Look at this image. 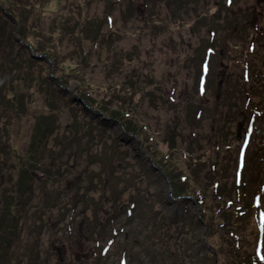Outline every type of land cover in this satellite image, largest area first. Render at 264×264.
Masks as SVG:
<instances>
[{
    "label": "rangeland",
    "instance_id": "374dc122",
    "mask_svg": "<svg viewBox=\"0 0 264 264\" xmlns=\"http://www.w3.org/2000/svg\"><path fill=\"white\" fill-rule=\"evenodd\" d=\"M177 1L152 8L144 0H0L22 21L28 37L21 38L49 56L34 57L17 41L0 8L9 22L0 38V211L16 208L22 233L7 264H119L124 258L126 264H245L239 239L230 234L239 228L251 258L257 236L264 247V221L255 227L264 205V192H257L264 175V107L251 128L246 168L237 169L249 184L243 195L234 192L237 202L226 205L225 217L210 198L208 168L216 159L224 182L234 178L250 113L241 78L247 56L255 59L252 69L259 66L252 73L264 77V36L256 56L247 50L254 24L264 31V0H234L232 8L223 0H180L186 1L181 9ZM160 16L163 25L155 21ZM210 27L217 30L218 52L210 60L205 101L191 91ZM250 86L262 92L253 81ZM172 87L174 104L166 100ZM118 95L134 103L130 117L115 114L122 110ZM201 102L194 152L200 156L193 155L200 163L189 165L179 150L173 157L205 188V204L183 184L189 198L175 197L176 166L158 162L170 150L163 136L174 132L178 146L189 143V122ZM125 124L139 131L147 124L157 137L149 145L138 142ZM222 137L229 148L216 155L213 142ZM238 205L249 215L238 219ZM121 224L108 255H100L94 240L105 241Z\"/></svg>",
    "mask_w": 264,
    "mask_h": 264
},
{
    "label": "trees",
    "instance_id": "16d2710c",
    "mask_svg": "<svg viewBox=\"0 0 264 264\" xmlns=\"http://www.w3.org/2000/svg\"><path fill=\"white\" fill-rule=\"evenodd\" d=\"M153 1H155V3H153ZM153 1L152 0H144L145 7H147L149 5L152 6L154 4V6L152 8H156L158 3H162L164 1H165V5L167 7L171 6L172 4H174V5L176 4L174 2V0H153ZM177 3H179V5H178L179 9H181L184 5H186V1L178 0ZM223 4L227 8H232L234 6V0H231V2H229V0H223ZM24 7L25 6H23V8ZM259 11L264 13V5H262L259 8ZM0 12H1V9H0ZM171 12H172L173 16H175L177 14V11L174 9H171ZM151 13H152V15L155 13L158 14V11L156 9H151ZM151 13L149 12V14H151ZM160 14H161V12H160ZM150 18L153 21L154 17L150 16ZM18 21H19V26H20L19 32L21 33V37H25L27 39V37H28L27 34L23 33V30L25 27L22 24V21L20 19ZM86 21H91V19H87ZM106 21L110 26H113V24L115 22L114 15L111 13H108L106 15ZM155 21L159 22L161 25L164 24L163 16H160L159 20L155 19ZM212 24L213 23L211 20L209 25H212ZM255 24H257V23H255ZM8 25H9L8 20L4 17V15L2 13H0V38H1L2 32H4L8 28ZM254 30H255V32L256 31L257 32L254 34L255 38H253V35H251L252 36L251 45L253 48L252 53H255L253 56H256L257 55V50H256L257 41L259 39H261L262 36H264V31L260 27L254 28ZM216 34H217L216 29L214 27L213 28L210 27L209 31L207 32V39H206V42L203 46L201 60H200V64H199V67H200L199 73L200 74H202V62L204 60H208L210 62L213 54L218 52V48H216L217 47V40H218ZM226 39H228V42L225 45H226V47H228V45L231 43H230L228 37H226ZM97 44L98 43H96L94 45V47L98 46ZM262 46L264 49V42H263ZM247 50H248V52L251 53L250 48H247ZM247 57H249V61H250V62H248L249 64H255V59L252 57V55H249ZM239 63H240V61H239ZM142 64L145 67V65L147 64V59H145ZM258 67L259 66H256L255 68L251 69L249 74L247 72L244 73L243 71H241V78L244 82V88L242 89V93H243V99L252 101L255 106L260 104V105H262V107H264V77L263 76H257V74H256L257 72L255 73L256 75L252 73L254 71V69H257ZM110 68H112V65H110ZM260 69H261V72L264 73L263 69L262 68H260ZM242 70H245V68H242ZM258 75H260V73ZM80 78L83 81V75H81ZM198 78H199V76H197L195 86H193V90L191 91V95L196 96L197 100H205L207 92H208V90H207L208 89L207 88L208 83L206 82L205 87H203L202 90H200L199 86H198V81H199ZM153 79H154L153 77H150V81H153ZM252 81L254 82V84H257L258 88L261 89L262 92H260V94H257V92L251 86H250L251 88L248 87ZM245 86H247V87H245ZM137 90L138 89H135L133 93H137ZM174 90H175V87H172L171 89L168 88V90H167V99L166 100L170 104H174L177 101ZM257 95H258V98H256ZM252 98H254V99H252ZM117 101L119 104H121L122 110L116 111L115 114L117 112H119L123 115V112H124V115L126 117H130V115L133 114L132 112L134 111L133 110V107L135 106L134 103L133 102L130 103V101L122 98L120 95L117 96ZM155 104H156L155 106L157 107L158 104L157 103H155ZM205 105H206L205 103L201 102L196 106V108L193 111V115H192L190 122H189L192 134L189 132L190 133V140L186 146H184V147L178 146V143H177L178 140H177L176 134L174 132H172L171 135L168 134L166 136H163L165 142H167L168 145L170 146V150L167 153L163 152L164 153L163 156L159 155V161H158L159 163H162V161H163V163L166 164V161L169 160V162L171 164L176 166V173L175 174H177L176 180H178V181H176V183H174V181H173V190L172 191L174 194H182L181 192L183 191L184 186H182L181 184L187 185L188 187H190L192 189L194 188L195 196L201 201L202 204L206 203L207 194H206L205 188L203 186H201L200 184H196L195 182L190 181L192 174L185 173L183 171V168H181L177 164L173 155L179 150L180 152L184 153L186 155V157L190 158L189 165L192 164V160L194 162H197V164L200 163V162H198V157H197V156H200V154L199 153L196 154L194 152L197 149L195 147V144L199 143V135H200L199 130H200V122H201L200 120L202 119L203 111L205 110ZM127 106H128V109H126ZM125 126L128 127V128L126 127L127 129H130L131 131L138 133L142 143H145L146 145L152 144L153 138L157 137L155 132L148 129L149 127L147 124H145L143 127L141 126L142 127L141 131H139L134 125L125 124ZM175 128H176V126H175ZM175 128H174V130H175ZM170 129H171V126H168V130L167 131L164 130V133L167 134L170 131ZM225 147L226 146H225L224 137H222V139L219 138V139L214 140L213 151L216 155H218L223 149H226ZM155 151H157V148L155 149ZM193 155H197L196 156L197 159ZM217 164H218V161L216 159L215 160L212 159L210 166L208 167L209 172L211 173V176H213L211 181H210V186H209V190H210V194H211L210 198H211L212 202L217 204L216 209L218 210V213L225 217L226 214L228 213L227 212V206H226L228 201L229 200L232 201V199L234 198V192L235 191H241V195H243L244 193L242 190H243L244 186L248 184V181L242 179V181H241L242 185H239L237 183L238 180H236V178L234 176V178L232 179V182L226 184L223 180L224 175L222 176V174H221L222 169L218 168ZM27 167H28V165H27ZM244 168H246V163H245ZM23 170H27V169L23 167ZM165 170H166V168H165ZM170 171L171 170L169 168H167V170H166L167 174ZM184 200H186V199H184ZM235 202H237V201L234 200V203ZM133 206H134V204L132 203L131 205H129L127 207L132 208ZM208 208H210V207L208 206L207 209ZM15 209L12 210V209L7 208V209H3L0 211V264H7L6 262L14 254L13 253L14 251L11 249L12 244L22 236V233L20 230V225H19L20 220L18 219L19 216L17 215V211ZM204 209H205V207H204ZM222 209H224V212H222ZM113 213L114 212H112L110 215L107 216L108 221H110L115 216ZM245 213L246 212L238 213V219L243 217ZM249 213L250 212L248 211L246 213V215H249ZM202 214H204V216H205V213L203 212V210H202ZM255 227H256V221H255ZM240 229L241 228H239V230ZM231 231L232 232L230 234L232 236H234V238L239 239L238 244L236 245L237 246L236 248L238 249L239 256H243L241 258V259H243V260H241V262H244L245 264H264L263 263L264 262V256L263 257H256L255 256V257L251 258L252 254L250 256L249 253L245 251L244 244L240 243V240L242 238L240 236V233L238 231L233 230V229ZM113 239H114V234L112 232H110V235L105 239V241H103L101 237H100V239H95L94 243L96 244V247H97L96 251L100 255L105 256L107 254V252L105 250L107 249V247L110 244L109 241H112ZM255 242H256V240H255ZM262 251L264 253V248L262 249Z\"/></svg>",
    "mask_w": 264,
    "mask_h": 264
},
{
    "label": "water",
    "instance_id": "95a60500",
    "mask_svg": "<svg viewBox=\"0 0 264 264\" xmlns=\"http://www.w3.org/2000/svg\"><path fill=\"white\" fill-rule=\"evenodd\" d=\"M0 8H2L3 12L5 13V15L14 24L15 31H16V36H15L16 40L20 41V43H24L27 47L32 49V46L27 41H24L19 35V32H18V20H17L16 16L12 12L8 11L2 4H0ZM32 55L34 57H38V58H42V57L48 58V55L46 53H42V52L41 53H37L33 49H32Z\"/></svg>",
    "mask_w": 264,
    "mask_h": 264
},
{
    "label": "snow or ice",
    "instance_id": "6c2138e0",
    "mask_svg": "<svg viewBox=\"0 0 264 264\" xmlns=\"http://www.w3.org/2000/svg\"><path fill=\"white\" fill-rule=\"evenodd\" d=\"M229 2H231V0H229ZM251 131V129H249V132ZM247 143V142H246ZM262 217H264V213H262Z\"/></svg>",
    "mask_w": 264,
    "mask_h": 264
}]
</instances>
